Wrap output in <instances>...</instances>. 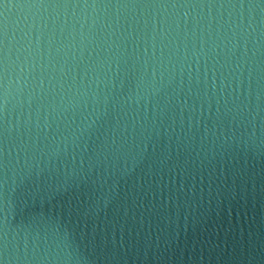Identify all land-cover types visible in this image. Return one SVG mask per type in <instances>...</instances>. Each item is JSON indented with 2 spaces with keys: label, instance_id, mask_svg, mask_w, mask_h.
Masks as SVG:
<instances>
[{
  "label": "water",
  "instance_id": "water-1",
  "mask_svg": "<svg viewBox=\"0 0 264 264\" xmlns=\"http://www.w3.org/2000/svg\"><path fill=\"white\" fill-rule=\"evenodd\" d=\"M134 0H0V190Z\"/></svg>",
  "mask_w": 264,
  "mask_h": 264
}]
</instances>
